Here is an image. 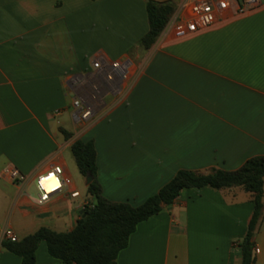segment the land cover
I'll return each instance as SVG.
<instances>
[{"label":"crops","instance_id":"obj_1","mask_svg":"<svg viewBox=\"0 0 264 264\" xmlns=\"http://www.w3.org/2000/svg\"><path fill=\"white\" fill-rule=\"evenodd\" d=\"M196 1L0 0V264H22L2 246L7 231L18 240L44 227L69 233L93 207L72 152L77 140L95 144L103 196L132 207L179 171L231 172L264 157V3L175 38L169 24ZM149 2L173 11L146 50ZM126 60L144 71L113 91L94 63ZM81 98L96 111L76 124ZM56 167L67 183L39 204L36 181ZM10 169L25 181L14 182ZM254 209L240 187L185 189L137 226L117 264H241ZM254 244L264 264V218ZM60 263L42 242L36 264Z\"/></svg>","mask_w":264,"mask_h":264},{"label":"trees","instance_id":"obj_2","mask_svg":"<svg viewBox=\"0 0 264 264\" xmlns=\"http://www.w3.org/2000/svg\"><path fill=\"white\" fill-rule=\"evenodd\" d=\"M97 1V0H92ZM149 33L141 45L149 50L166 28L172 7L149 2ZM70 138V134H66ZM78 169L82 176L94 178L89 194L95 198L93 207L86 208L76 228L69 233H57L41 228L21 240L4 238L3 248L22 259V264H36V252L42 242L51 257L60 264H117L119 254L128 247L129 239L137 226L158 215L173 204L185 189L212 187L216 190L243 188L254 195V214L246 237L239 243L241 264H256L254 237L264 218V157L248 160L236 171L213 170L208 174L182 170L150 197L143 205L132 207L128 203H113L102 194L97 174V153L93 141L77 140L72 146ZM85 216V217H84Z\"/></svg>","mask_w":264,"mask_h":264},{"label":"built area","instance_id":"obj_3","mask_svg":"<svg viewBox=\"0 0 264 264\" xmlns=\"http://www.w3.org/2000/svg\"><path fill=\"white\" fill-rule=\"evenodd\" d=\"M263 3L264 0H199L189 6L188 13L183 20L169 24L168 27L171 26L175 38H185L199 30L211 27L219 17L227 12L234 11L237 14H244L260 7ZM94 68L100 72V78L112 85L113 91H118V83L129 78L132 64L128 60L107 63L95 61ZM95 111V106L90 101L83 98L76 100L73 114L75 123L88 122L94 116ZM8 174L14 182L25 181V177L16 169L8 170ZM62 174V169L56 167L37 179L36 185L40 193L37 199L39 204L49 201L52 195L63 189L67 182ZM72 196L76 197L78 194ZM5 237L12 241L18 240L11 231H7Z\"/></svg>","mask_w":264,"mask_h":264},{"label":"rangeland","instance_id":"obj_4","mask_svg":"<svg viewBox=\"0 0 264 264\" xmlns=\"http://www.w3.org/2000/svg\"><path fill=\"white\" fill-rule=\"evenodd\" d=\"M151 56H152V52L146 53V62L147 63L152 58ZM143 71H144L143 66H138V68H131L130 75H129V84H130V86L132 84H134V82L136 80L139 79V77H140V75L142 74ZM130 86H129V88H130Z\"/></svg>","mask_w":264,"mask_h":264},{"label":"water","instance_id":"obj_5","mask_svg":"<svg viewBox=\"0 0 264 264\" xmlns=\"http://www.w3.org/2000/svg\"><path fill=\"white\" fill-rule=\"evenodd\" d=\"M93 180H94V178H93L92 176H89V177L87 178V183H88L89 186L92 184ZM82 214H83V212H82ZM84 217H85V216H84Z\"/></svg>","mask_w":264,"mask_h":264}]
</instances>
